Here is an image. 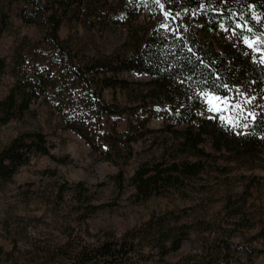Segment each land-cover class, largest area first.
<instances>
[{
  "label": "trees",
  "instance_id": "1",
  "mask_svg": "<svg viewBox=\"0 0 264 264\" xmlns=\"http://www.w3.org/2000/svg\"><path fill=\"white\" fill-rule=\"evenodd\" d=\"M11 4L18 5L19 18L33 25L38 36L15 51L10 66L13 83L0 100V125L35 115L34 105H45L62 129L114 162L128 158L130 144L153 133L146 126L160 116L161 130L172 142L130 176L138 202L170 188H184L206 172L214 153L235 159H255L264 153V108L255 107L264 97V0H0V34L7 27ZM136 9L147 11L146 23L134 25L129 19ZM120 16H126L128 35L122 51L107 57L86 56L71 37L58 36L69 20L91 30L117 22ZM5 69L0 59V76ZM123 72L151 80L132 83L119 78ZM134 85L130 106L102 99L105 89L127 91ZM206 92L247 107L228 120L199 117ZM124 116L126 128L117 132L114 121ZM103 117L113 119L109 131L100 123ZM178 125L184 126L177 129ZM205 143L213 152L205 151ZM49 150L39 130L12 138L0 149V181L10 180L36 154L63 162ZM115 177L122 187V173ZM81 186L72 189L79 203L84 202ZM65 187L59 188V197ZM169 216H151L120 236L105 232L92 242L62 237L55 228L28 233L5 225L8 249L0 245V264H251L253 255H264L263 249H246V262H241L227 229L213 230L201 221L197 228L209 232L202 236L199 250L169 261L168 255L181 248L193 228L171 225L177 218Z\"/></svg>",
  "mask_w": 264,
  "mask_h": 264
},
{
  "label": "rangeland",
  "instance_id": "2",
  "mask_svg": "<svg viewBox=\"0 0 264 264\" xmlns=\"http://www.w3.org/2000/svg\"><path fill=\"white\" fill-rule=\"evenodd\" d=\"M109 1L116 3L118 0ZM8 11L7 27L0 34V59L6 65L0 76V100L13 83L10 66L15 51L38 36V30L33 25H27L19 18L18 5L11 4ZM125 18L120 16L117 22L104 27L95 26L91 30L69 20L62 25L58 36L61 40L71 37L86 56L107 57L122 51L128 35ZM129 19L134 25L144 24L148 21L147 11L136 9ZM119 78L132 83L151 80L144 74L132 72H123ZM135 90V85L127 91L108 88L101 94L105 103L124 107L132 105ZM202 101L204 107L198 110L197 116L204 118L217 115L228 120L240 108L247 107L207 92L202 94ZM255 107L264 108V97ZM32 109L35 115H26L20 120L0 125V149L22 132L39 130L48 140L50 155L63 162L36 154L21 165L10 180L0 181V245L5 249H8V235L3 229L5 225L11 230H26L28 233L55 228L62 232V237L71 235L92 242L105 232L120 236L151 216L169 213L170 218H177L175 222L171 221V225L193 226L181 248L168 255L169 261L199 250L202 236L209 232L197 228V223L201 221L213 230H219V227L227 229L231 241L238 245L239 251L235 256L238 255L243 263L246 262V249L264 250V236L260 237L264 229V153L255 159L228 158L214 153L215 159L206 164V172L187 182L184 188H170L163 195L138 202L133 197L130 176L140 163L155 159L163 145L166 143L168 146L172 142L161 130L164 123L160 116H155L146 126L153 133L145 134L143 139L130 144L132 154L128 158L124 155L125 160L115 158L112 162L92 152L84 139L74 132L62 129L45 105L35 104ZM112 122L111 118L100 119L106 131H109ZM114 125L117 132H123L127 125L126 117L115 120ZM183 126L176 128L182 129ZM204 149L213 152L208 143L204 144ZM119 173L123 177L122 187L115 177ZM65 184L59 197V188ZM77 184H82V203L72 193ZM233 221L242 225L234 226ZM21 222L25 227L19 224ZM250 262L264 264V255H253Z\"/></svg>",
  "mask_w": 264,
  "mask_h": 264
}]
</instances>
